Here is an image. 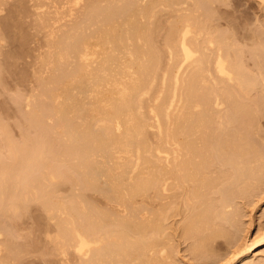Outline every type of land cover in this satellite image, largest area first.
<instances>
[{
    "label": "bare ground",
    "instance_id": "bare-ground-1",
    "mask_svg": "<svg viewBox=\"0 0 264 264\" xmlns=\"http://www.w3.org/2000/svg\"><path fill=\"white\" fill-rule=\"evenodd\" d=\"M47 1L38 0V8L46 4L49 7ZM49 1L60 3L53 7L54 11L44 6L47 13L49 9L50 14L55 12V18L73 19L76 14L74 20L82 19L74 25L64 23L67 30H60V35L53 33L55 27L43 37H47L49 49L40 51L41 59L40 52L35 53L41 60V70L47 68L48 75L34 72L38 75V92L35 90L37 94L30 96L33 101L28 102L29 110L22 113V120L27 118L28 126L38 129L37 134L21 133L22 140L14 141L0 123L4 134L3 138L0 136V234L6 233L5 219L15 225L34 207L39 225L52 223L54 227L55 231L48 228L46 235L53 251L58 257L73 254L77 260L73 264H169L175 261L170 255L166 221L169 212L181 204L186 213L182 232L192 238L190 252L197 255L212 250L217 238L229 234L222 223H229L234 215V197L254 188L264 171L263 151L257 143L250 142L251 137L248 140L247 130L255 125L254 118L261 108L252 94L260 85L259 77L264 83L259 54L254 53L256 70H249L242 61L243 51L232 48L230 39L225 40L227 34L211 29L219 27L210 23L207 14L206 21L198 20L199 17L192 21L189 14L182 23L178 21L180 25L176 21V25H167L168 36H163L166 65L167 70L174 66L176 70L173 74L171 69L169 75L165 65L169 76L164 73L158 81L164 72L160 74L159 69L164 66L161 62L165 49L160 42L156 45L162 51L155 46L151 23H156V12H162L157 7L161 0ZM50 14L47 17L53 15ZM171 16L166 18H177ZM45 20L46 24L51 21ZM35 24L40 25L36 21ZM237 120L244 125L240 124L241 129ZM233 125L239 130H233ZM63 185H68L67 193L61 190ZM35 234L39 237V232ZM238 234L233 235L234 244ZM5 242L8 252L4 253L16 258L26 251L29 241L18 245L7 235ZM252 244H244L240 250L247 252ZM6 258L9 262L12 259ZM69 258L65 257L71 263ZM65 259L62 260L66 262ZM242 264H264V260L254 262L246 257Z\"/></svg>",
    "mask_w": 264,
    "mask_h": 264
},
{
    "label": "rangeland",
    "instance_id": "rangeland-1",
    "mask_svg": "<svg viewBox=\"0 0 264 264\" xmlns=\"http://www.w3.org/2000/svg\"><path fill=\"white\" fill-rule=\"evenodd\" d=\"M20 1L19 0H8V1L5 2V0H3V1L0 0V37H1V40H0V50H1L0 51V64L1 65L3 64V66H4L3 67L4 70H3L2 67H0V70H1L0 71V77H1V79H0V123L2 122L1 123L2 126L5 125L4 129L6 131L9 130L8 132L10 134H8V132H6V133L11 138H13L14 141H21L22 140L23 135L21 133H25L26 132L29 135V133L31 132L32 134H30V136H34L38 132V129H36L34 126H33V128L31 127L32 125L28 126L29 122H28L27 118L25 120H22L25 117L23 115V118H22V113L24 114L27 110H29L28 109V104H29L28 102L30 101V103L32 104L33 100L31 99V97L34 95V92H35V95L37 94L36 91L38 92V90H37L38 89L37 88V86H38L37 83L38 82H36L37 81L36 78L38 77V75L35 76L34 72L36 74H38V73L39 74H43L44 76L48 75L47 74L48 73L47 68L42 67V70H41V68L39 66V64L41 62V60H39V59H41V57H40L41 56V52L43 53V50L46 51L47 48H48V47L46 48V46L48 45L47 41H46L47 37H46L45 40L43 39V37H45V35L48 36L49 35L48 33L52 32L53 29H55V27H57L56 28L57 30L55 29V31H53V33H55L57 35H60V30H61V33L63 31H65L64 29L67 30V28H66L67 24H64V23L68 22L69 24L72 23L74 25V23L76 24L77 22L81 21V20H79L81 18L80 16H79L80 18L78 17L79 19L74 20V18L77 17V16H75L76 14L74 15V17L72 16L73 19L70 16L67 17V18L64 17L65 19L61 18L62 20L57 19V18H55L56 17L55 16V12H52L53 15L51 16L52 13L50 14V12H51L50 9H49L48 13L50 14L51 17H49V16L47 17V15H48V13L46 12L47 9L51 7V10H52L53 7L59 6L60 3L59 4L56 3L57 4V6H56V4L53 3L52 1L50 3L49 0L48 1L47 0H45V1L44 0H39L40 3H44V2L47 1L49 7H47V4L45 3L46 6L45 5L44 6L47 9L44 10V6H42L43 4H41V6H42L41 8L42 9L38 8V7H40L39 6L40 4L38 3V0H36L37 2L35 1L36 4L34 3L35 5H37V7L35 5H33V6L31 5V3L34 2V0H28V1L25 0L26 2L24 0H23V2L22 1L20 2ZM161 1L164 2L165 6L162 7L163 3L161 2L162 3V5H161V3L159 2L160 5H158L157 7L158 8H159V6H160V8L162 7V9L159 8V11L163 12V10H164V12L163 13L159 12L160 13L159 14L158 11H157L156 14H155V15H157V16H155V18L156 17L160 18V19H158V20H160V22H158V23L160 24V28L161 29H158L159 28V24L156 25V23L158 21L157 18L153 19V22H156V23H154V24L151 23V31L152 32L155 31L154 33H151V34H152L153 41H156L154 43L156 47H158L159 42H160V46L162 45L164 49L166 48L165 47V42L166 41H164V39H166V38H164V37L168 36L167 33H168L169 29L166 30V28H169V27L167 25H170L172 22H173L172 24L176 25V23L174 21L177 22V25H180L182 23V21L185 20L186 17L189 14H190L189 16L192 17L191 19L194 18L192 21H195L196 19H198V17H199L198 20L201 21V19H204V21H206L205 15L207 14L208 15L207 17L210 18L209 19L210 23L214 22L215 26L219 27V29L218 28L215 29L214 27H211V29L213 31H215V32H216V30L217 31L220 30V32H218V34L219 33H223V35L227 34V35H225L226 36L225 40L228 42L229 41L228 39H230L229 43H232V48L233 49L235 47H236V49L240 48L243 51L242 55L244 57H242V61L245 62V64L244 63L243 64L246 65L249 70H251V68L254 70V68L256 66L255 65V60L257 59V57H255L254 53L259 54V59L261 60L262 64L264 65V0H212V1L211 0H203L204 2L202 0H198L200 3L197 2L196 3L197 5L194 3L193 0H188V1L187 0H181V1L180 0H177V1L174 0L175 3L168 2L166 0H161ZM179 2H180V4H179ZM181 2H183V3H181ZM50 4H52V5H50ZM176 4L179 5V8H178V6H176ZM199 4H200V6H198ZM168 5H171V6L173 5L174 8L172 6L171 7L172 9H171L170 6L168 7ZM180 5L182 6L181 8H180ZM10 6H12V7H10ZM31 6L33 7V9L31 8ZM166 7H167V9H166ZM176 7H177V11L175 10ZM188 7H189V9H188ZM192 7H193V9H192ZM168 8L170 10H168ZM34 9H35V11H34ZM36 9L40 10V12L37 11ZM180 9H183L182 12H181ZM186 9H188V10H186ZM32 10L34 11V13H31V12H33ZM42 11L47 13V15L45 16ZM52 11H54V10H52ZM178 11L180 12V15L176 14V13H179ZM36 12L37 13L39 12V13L34 15ZM165 12L166 13L169 12V13L166 14ZM197 12H199V13L197 14ZM206 12H208V13H206ZM209 12L211 13V15H210ZM26 13H28V14H26ZM41 13H43V14H41ZM173 13H175V15H173ZM30 14H32V15H30ZM161 14H163V15H161ZM164 14L166 16H171V15H173V16L177 15L178 16L179 15V19H178L177 16H176L177 18L171 16L173 18L169 19L170 17L166 18V16H164ZM193 14H195V15H193ZM182 15H183V17H185L184 19H183V17H181L182 19L180 18V16H182ZM36 16L37 17L39 16L40 18L37 19ZM43 17H45L46 19H49L48 21H50V19H51V21L49 22L51 24L53 22H55V23L52 24L53 27H51L49 23L46 24V20H45V18L43 19ZM52 17L55 18L56 20L52 21V19H53ZM163 17H165V18H163ZM216 17H218L217 20L215 19ZM68 18L73 20V22L71 20L68 21L69 20ZM66 19H68V20L66 21ZM41 20H42V22H40ZM167 20H169V21H167ZM35 21H36L37 24L41 25V28L42 27H44V28L40 29V27H39L40 25H38L37 26L39 28V30H38L37 27H36ZM58 21H59L60 24L57 23ZM62 21H64V22H62ZM162 21H163V24H161ZM178 21H180L181 23H179ZM215 21H218V22H215ZM41 23L45 24V26H43ZM61 23L63 25H61ZM217 23H219L220 25H216ZM34 24H35V26H34ZM48 24H49V26H48ZM154 25H156V26H154ZM59 26L60 27L61 26H64V27L66 26V27L65 28L63 27L61 29V28H58ZM153 26L155 27V30H154ZM157 26H158V28H157ZM45 27H47V28H45ZM48 27H49L50 31H48ZM70 27L71 26L68 25V28H70ZM15 29H16V31H15ZM45 29H47V31H46L47 33L45 31H43ZM161 32L163 33V35L161 34ZM153 34H155V35L158 34V36L155 37V35H153ZM160 34H161L162 37L164 36V34H166V35L162 38V37L159 36ZM228 34H229V36L230 35L231 36L229 37ZM153 36L155 37V39H154ZM256 36L259 37L258 40H257ZM157 37L159 39H157ZM227 37H229V38H227ZM232 37H233L234 40L232 39ZM231 39L233 40V42H231ZM163 41H164V44H163ZM38 42H40V44H38ZM42 42H43V48L44 49H42ZM156 43L158 45H156ZM234 43H235L236 46L234 45ZM29 45H30V47H29ZM36 45L39 46V47H36ZM44 45H45V47H44ZM2 46H4V47H2ZM6 46L8 47V49H7ZM13 46H14V48H13ZM48 46L50 47V45H48ZM160 46L158 47L159 49H160ZM37 48H39V50ZM163 48H162V50H163ZM14 49H16V50H14ZM34 49H35V51H34ZM36 51L38 52V54H39L40 51L41 52L38 55V54H35ZM165 51H166V49L162 51L164 60H162V62H161V64H164V66L160 65V69H159L160 70V72H159L160 74L162 73V71H164V72L162 73L163 75L158 76V77H160V80L158 79V81H161L163 76L167 75L166 71L167 72L169 71V75H170L172 73L174 74V71L176 70L175 66H174L175 69L174 68L172 69V67H171L170 69L167 70V65L166 64L168 63V57L166 56L167 54H166ZM164 54H165V56H164ZM37 55H38V57H40L39 59H37ZM4 57H6L5 60H4ZM165 57L167 58V60L165 59ZM1 58H2V60H1ZM36 60H39V61H36ZM32 61H33V63H32ZM163 61H165V62H163ZM31 64H33V65H31ZM36 64H37V66L39 68L36 66ZM165 65H166V71H165ZM12 66H13V68H12ZM162 67H163L164 70H161ZM31 69H32V71H31ZM171 69L173 70V72H172ZM170 70H171L172 73H170ZM255 70H256V68H255ZM43 71H44V73H43ZM11 73H12V75H11ZM164 73H165V75H164ZM32 75H34V76H32ZM169 75H167V76H169ZM257 76L259 77L258 74H257ZM260 79H261V77L258 78L259 84L261 85V88H260V85L258 84L259 86L257 85L258 86L256 88L257 90L255 91L253 89L254 90L253 93L251 92L252 94L255 93L254 96L252 94L251 95L253 96L254 99L256 97L255 100H257V98H258L257 103H259L258 105H261V106H259V107H261V108H259L261 113H260L259 110H257V112L259 111L257 114H259L260 117L256 114V116L258 118H256V116H255L254 119L256 120L257 125L255 123L256 126L255 125L252 126V127L250 126V129H249V128H247V126L249 127V125L247 124L246 128H247V130H249L248 140H250L252 138L253 140H250V142H254L255 144L257 143L256 145L259 147L258 149L260 150V152L263 151L262 153L264 154V91L262 90V89H264V87H262L264 83H262L263 80L261 82ZM3 80H5V81H3ZM3 84H4V86H3ZM26 88H27V90H26ZM15 94H17V95H15ZM255 95H257L258 97L255 96ZM16 96H18L17 98H20V99H17ZM27 96L29 97L30 100L28 99ZM252 96H250V97H252ZM26 97H27V99H25ZM260 98H261V100H259ZM16 99H17V101H16ZM21 99H22V101H20ZM18 102L20 103V105H19ZM21 107H22V109H21ZM24 109H26V110H24ZM20 111H22V112H20ZM18 117L20 118V120H19ZM48 119L51 120V118H48ZM16 120H17V122H16ZM49 120H48V123H50L52 121L51 120L49 122ZM24 123H27V124L24 125ZM236 123H237L238 126L235 123H234V125H236L239 129H241V125H243V124L240 123L241 124L240 125L239 121L236 122ZM244 124H245V121H244ZM234 125L232 127L233 130H234V128L237 129V127L234 126ZM243 126H242V129H243ZM7 127H8V129H7ZM21 127H23V128H21ZM30 128H32V129H30ZM24 129H26V130L23 131ZM239 129H237V130H239ZM251 129H252V131H251ZM257 130H258L259 133L257 132ZM253 131H254V134H253ZM0 134H1L0 135L1 137L4 135L3 131H2V128L0 129ZM263 164H264V162H263ZM262 172H263V175L262 174L260 175L261 176L260 177L261 181H259V183L256 186H254V188H251L248 191V193L247 192L245 194L242 193V194L234 197V199H233L234 202H232L233 205H234V206H232L233 211H231V215L233 213H234V215H232V218L229 221V223L228 222L227 223L226 222L222 223L223 227L228 231L229 234L225 235L224 237L220 236L219 238H217V243L215 242L214 248H212V250L203 252V254L200 253V254L196 255L195 253L190 252L191 251V246H192V238L189 237V236L184 235L183 232H182V222L184 220V216H185L186 213H185L183 207L181 206V204H180V206H178V208L175 211H173V213L169 212L168 219H167L166 223H167V231L169 233L168 237H169V239L170 238L171 239L168 242H169V244L171 243L169 245L171 248L169 247V249H170V255L172 254L171 256L173 258L172 261L173 260L175 261V263L170 262L169 264H242L243 261L246 259V257L251 258L252 260H254V262L255 261H259V259L260 260L261 259L264 260V238H263V236H264V171H262ZM67 186L68 185H63V189H62V186H61V190H63V192L67 193V191L69 190V187H67ZM64 189H67V190L64 191ZM60 193L62 194V192H60ZM66 193H64V194H66ZM31 209H30V213L29 212L27 213L28 214V218L30 217L29 219L27 218V214H26V215H23V217H21V219H19L20 223L17 220L18 223H16L15 225H17V227L20 224L22 225V226L20 225V227H18V228L9 219H5L4 220L3 224H4V227H5V230H6L5 232L6 233H1L0 234V240H1L0 241V246H1V248H0V264H5V263L7 264V262H8V264H15L16 262H17V264H24V262H25V264H33V262H34V264H45V263L46 264H68L69 261H67V260H68V258L71 255L73 256V259H72V257H70L71 259L69 258L70 261L72 260L71 263L72 264L73 263H77V260H75L76 258L74 259L75 256L73 254H71V253H70L71 255L68 254L67 256H65L67 260L65 259V257H60V256L58 257V254L55 251H53V246H52L53 244L51 245V242L48 241V238H47L48 236L46 237V235H48V233H49L48 228L51 229V227H52L51 224L52 223L49 226H47V225H45V223L42 222V224H44L47 227L46 228L45 226H43V227H45L44 230H43V227H42L41 223L39 225V223L37 222L38 220H36L37 217H35V216H37L38 211H36V209L34 207L31 208ZM32 211H34V212L36 211V212L32 213ZM179 212H180V214H179ZM172 215H174V216H172ZM22 218L25 219V220H23ZM32 219H35V220H32ZM31 220H32V223H31ZM231 221H233V223H230ZM30 223H31V225H30ZM231 224H232V226H230ZM24 226H25V228H24ZM30 226L32 228H29ZM40 227H42V228L40 229ZM37 228H38V230H37ZM27 229L30 230L29 233H28ZM45 229H46V231H45ZM19 230H21V231H19ZM40 230H42L44 232H41ZM51 231L52 232L55 231L54 227H52ZM51 231H50V234H53V233H51ZM38 232H39V237H38V234H35V233H38ZM236 232L239 233L238 234V236H239L238 240H240V241L237 240V242H236L237 245H236V243L234 244V242H232V240H233L232 238H234L233 235ZM25 233H26L27 237H25ZM7 235L10 236V237H13L15 239V241L18 242L17 243L18 245H25L26 242L29 241L27 243L28 245H25V247L26 246L28 247V248L27 247L25 248L26 251H24V253L20 254L16 258L14 256L12 257V255L10 256L9 253L5 254L4 250H5V252L7 251L6 248H5L6 247L5 238H6ZM22 235H24V236H22ZM28 236H29V238H28ZM32 237H34V238L37 237V238H39V240L37 238L36 239H34V238L32 239ZM41 239H43L42 240L43 244L41 243ZM258 239L262 240V241H259ZM33 240H35L34 244H33V242H34ZM30 241H31V243H30ZM38 241H39V243H41V245L38 243ZM252 242H253V244H252L253 248L251 247V249L249 251H247L248 254H247L246 251H243L244 252L243 253L242 250H240L241 247L244 244L248 245L249 243L251 244ZM44 244H45V246H42ZM49 244L52 247H49L50 246ZM36 246H37V248H36ZM48 247H49V250H48ZM34 248H35L36 251L33 250ZM41 250H43V251H41ZM46 250H48V252L51 250V252L49 254H47L48 252L46 253L45 252ZM211 251H212L213 254L211 253ZM30 252H32V253H30ZM40 252H42V253H40ZM52 252L57 254V255L52 254ZM26 253H28L27 254L28 256L26 255ZM31 255H33V256L35 255V257H33V256L31 257ZM207 255H209V256H207ZM7 256H8V259L12 258L10 260V262H9V260H6ZM49 257H51V258H49ZM17 258H19V260ZM58 258H59L60 262L58 261ZM42 259L44 260V262H43ZM62 259L63 260L65 259V261L67 263L64 262ZM12 260L14 261V263L12 262ZM29 260H31V261H29ZM47 260H49V261H47ZM61 261H63L64 263L61 262ZM26 262H28V263H26Z\"/></svg>",
    "mask_w": 264,
    "mask_h": 264
}]
</instances>
